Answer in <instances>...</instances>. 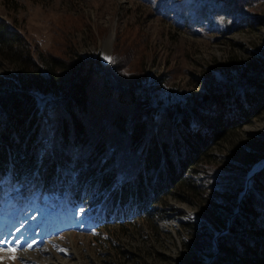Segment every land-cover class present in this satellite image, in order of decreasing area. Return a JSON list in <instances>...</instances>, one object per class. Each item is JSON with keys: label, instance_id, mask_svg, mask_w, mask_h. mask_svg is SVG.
I'll return each mask as SVG.
<instances>
[{"label": "rangeland", "instance_id": "obj_1", "mask_svg": "<svg viewBox=\"0 0 264 264\" xmlns=\"http://www.w3.org/2000/svg\"><path fill=\"white\" fill-rule=\"evenodd\" d=\"M205 1L0 0V19L44 56L69 61L79 55L102 73L99 66L110 62L104 57L114 55L111 61L134 86L141 85L134 92L150 106L182 109L198 119L218 114L216 92L247 89L250 101L264 93V0L247 10L253 23L228 28L209 9L202 15ZM10 67L0 60V99L20 86ZM96 70L90 82L100 86ZM263 159L264 104L212 140L193 165L199 183L186 200L172 192L144 215L102 228H84L90 212L82 210L78 224L40 242L34 229L44 212L20 220L14 206L34 187L15 182L10 198L0 197V264H264L219 242L232 228L239 236L259 235L255 225H234L230 218L247 191L242 192L247 171ZM241 166L246 172L236 181ZM60 203L57 198L50 205Z\"/></svg>", "mask_w": 264, "mask_h": 264}, {"label": "trees", "instance_id": "obj_2", "mask_svg": "<svg viewBox=\"0 0 264 264\" xmlns=\"http://www.w3.org/2000/svg\"><path fill=\"white\" fill-rule=\"evenodd\" d=\"M257 1L206 0L202 15L209 9L227 28L238 26L249 22L247 10ZM72 57L41 55L0 19V60L20 77V86L0 99V197L10 198L15 182L34 187L14 206L20 220L44 212L34 229L39 242L78 224L82 210L90 212L84 228H102L144 215L172 192L186 200L199 183L193 165L212 140L264 104L260 91L251 101L247 89L219 91L218 114L197 119L182 109L150 106L134 92L141 85L135 87L114 65V55L99 66L102 73L91 61ZM95 70L100 86L90 82ZM245 172L241 166L235 180ZM57 198L61 203L51 207ZM230 219L255 225L259 235L239 236L232 228L219 242L264 263V167L252 175Z\"/></svg>", "mask_w": 264, "mask_h": 264}, {"label": "water", "instance_id": "obj_3", "mask_svg": "<svg viewBox=\"0 0 264 264\" xmlns=\"http://www.w3.org/2000/svg\"><path fill=\"white\" fill-rule=\"evenodd\" d=\"M39 97H40V96H39ZM263 164H264V159L262 160L261 163L258 164V166H257L252 172H248V171H247V173H246V178H245V183H244V187H243V189H242V192H244V191L247 189V187H248V182H249V180H250L251 175H252L256 170H258Z\"/></svg>", "mask_w": 264, "mask_h": 264}, {"label": "snow or ice", "instance_id": "obj_4", "mask_svg": "<svg viewBox=\"0 0 264 264\" xmlns=\"http://www.w3.org/2000/svg\"><path fill=\"white\" fill-rule=\"evenodd\" d=\"M104 59H105V60H108V61H111V60H112V57H110V56H105ZM0 243H3V241H0ZM8 251L14 253V252H15V249H14V248H9ZM11 258H12V259H15V255H13Z\"/></svg>", "mask_w": 264, "mask_h": 264}, {"label": "bare ground", "instance_id": "obj_5", "mask_svg": "<svg viewBox=\"0 0 264 264\" xmlns=\"http://www.w3.org/2000/svg\"><path fill=\"white\" fill-rule=\"evenodd\" d=\"M253 168H256V166H255V167H253Z\"/></svg>", "mask_w": 264, "mask_h": 264}]
</instances>
